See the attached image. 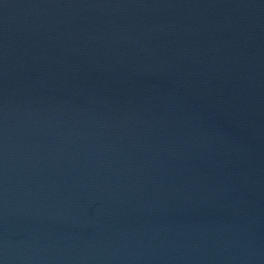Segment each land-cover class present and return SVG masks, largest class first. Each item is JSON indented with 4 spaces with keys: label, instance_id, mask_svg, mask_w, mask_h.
Segmentation results:
<instances>
[{
    "label": "water",
    "instance_id": "water-1",
    "mask_svg": "<svg viewBox=\"0 0 264 264\" xmlns=\"http://www.w3.org/2000/svg\"><path fill=\"white\" fill-rule=\"evenodd\" d=\"M0 264H264V0H0Z\"/></svg>",
    "mask_w": 264,
    "mask_h": 264
}]
</instances>
